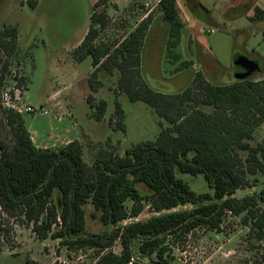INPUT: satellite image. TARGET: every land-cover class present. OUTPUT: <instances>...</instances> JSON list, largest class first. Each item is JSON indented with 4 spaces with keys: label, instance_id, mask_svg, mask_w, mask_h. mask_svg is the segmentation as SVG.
<instances>
[{
    "label": "trees",
    "instance_id": "obj_1",
    "mask_svg": "<svg viewBox=\"0 0 264 264\" xmlns=\"http://www.w3.org/2000/svg\"><path fill=\"white\" fill-rule=\"evenodd\" d=\"M108 1L95 3L89 31L73 51L77 61L92 59L91 92L86 98L92 116L100 122L107 111V102L95 98L103 87L100 72H118V87L130 101L147 103L168 126L155 141L133 145L123 155L114 153L109 144L88 164L79 140L62 148L37 147L23 115L5 107L0 98V129L10 138V143L0 139V208L10 217L23 216L42 240L51 237L69 248L95 249L94 264H141L135 257L137 249L143 256L155 255L154 264H169L163 247L168 236L199 226L220 230L227 211L243 215V224L264 242V188L242 199L234 197L238 190L256 187L257 176L264 175V139L253 143L255 130L264 122V79L215 84L196 72L180 92L157 91L142 73V50L153 16L142 19L120 40H107L101 32L109 25ZM254 10L255 18L264 20V12ZM158 11L169 28L167 60L178 62L182 56L175 50L184 23L177 0H161ZM18 41L16 26L0 28V93L14 75L15 64L19 65ZM14 79L17 90H27L28 76L14 75ZM111 123L126 131L118 100ZM180 174L203 175L211 192H194ZM129 199L133 201L130 210ZM145 202L159 215L119 225L140 216ZM187 205L193 209L164 213ZM88 207L93 208L91 217L104 226L102 234H84ZM117 241L120 253L111 251ZM261 260L264 263V253Z\"/></svg>",
    "mask_w": 264,
    "mask_h": 264
},
{
    "label": "rangeland",
    "instance_id": "obj_2",
    "mask_svg": "<svg viewBox=\"0 0 264 264\" xmlns=\"http://www.w3.org/2000/svg\"><path fill=\"white\" fill-rule=\"evenodd\" d=\"M36 1V6H33ZM117 1H108L106 12L109 25L101 32L102 38L111 41L128 35L145 19L148 10L145 8L148 0H137L125 6ZM200 1L211 10L218 24L196 21L191 16L196 21L195 27L192 22V28L184 31V40L175 50L182 56L178 62L167 60L163 53L165 30L160 24L158 7L150 14L153 16L151 29L147 34L146 50L142 53V73L148 85L159 92L174 94L185 89L196 72L203 73L207 80L215 84L231 83L236 79L231 69L239 66L236 54L258 61L260 71L251 78L255 81L264 79V21L255 25L243 16L227 22L214 7L215 0ZM96 2L0 0V28L16 26L19 30L21 53L16 59L19 65L17 67L15 64L13 74L29 78L28 88L23 91L17 90L14 75L8 77L0 98L8 97L24 111L28 107L40 109L38 114H22L35 145L62 148L69 141L80 140L88 164H92L98 150L108 149L109 144L114 146L111 149L114 153L123 155L133 145L155 141L162 129L168 126L167 121L147 103L130 101L128 95L118 87V72L113 75L100 72L103 87L95 98L107 102V111L103 121L93 118V110L86 101L91 92L88 78L93 69L92 59L87 57L77 61L73 50L91 24L90 17ZM185 11H180L184 26L190 23L183 14ZM193 27L194 36L191 33ZM211 30L212 33L209 32ZM205 44L213 51H209ZM182 62L192 64L183 69ZM6 93L8 96H5ZM116 100L124 111L126 131L115 129L111 123ZM255 135L259 137H255L254 144L264 139V122L255 130ZM0 139L10 143L6 130L0 129ZM179 177L198 194L211 192L203 175L180 174ZM257 177L256 187L238 190L234 197L242 199L259 193L264 188V175ZM140 189L144 192L142 186ZM132 205L133 201L127 200L129 210ZM192 209L193 206L187 205L164 213ZM92 211L93 208L88 207L84 234H102L105 228L98 219L91 217ZM158 215L150 203L145 202L138 220H128L119 225L147 221ZM242 220L243 215H230L224 219L225 226L220 230L199 226L189 233L168 236L163 247L169 264H264L261 260L264 242L256 239L251 227L243 224ZM111 251L120 253V241L113 245ZM138 251L135 257L141 264H154L157 261L155 255L143 256ZM97 253L89 247L69 248L61 239L49 237L42 240L23 216L10 217L0 208V264H27L28 261L34 264H94L98 259Z\"/></svg>",
    "mask_w": 264,
    "mask_h": 264
},
{
    "label": "crops",
    "instance_id": "obj_3",
    "mask_svg": "<svg viewBox=\"0 0 264 264\" xmlns=\"http://www.w3.org/2000/svg\"><path fill=\"white\" fill-rule=\"evenodd\" d=\"M134 1H137V0H118L117 2H118V4H121L122 6H125L126 4H128L130 2H134ZM140 1H144L145 2L147 0H140ZM177 3H178V6H179L181 12L186 10L185 11L186 13L184 12L183 14L186 17V21L190 22L189 25L185 24V26H184L181 42L184 40V37H185V34H184L185 32L184 31H186L189 28H192L193 25L195 27V23H196L197 20L198 21H204V22L210 23V24H218V22L216 21V18L213 15V13L211 12V10H209L207 8V6L204 5L200 0H177ZM214 7H216V9L218 10V13L227 22H233V21H235L238 18L243 17V16H246L247 18H249V20L252 23H254L255 25L264 21V20H258V19L255 18V10H254L256 7H258L264 12V0H215ZM118 9H120V8H118ZM160 15H161V13H160ZM191 16L194 17V19L196 21H194ZM160 21H162V22H160V24L163 26V29L165 30V35H164V39H163V47H164L163 53L167 54L166 41H167V35H168V29L169 28H168L167 23L163 20L162 15L160 17ZM192 22H193V25L191 24ZM194 27H193V29L191 31L193 36H194V30H195ZM89 28H90V26L86 29L81 42L83 41V39L85 38L86 34L88 33ZM209 32L212 33L213 31L211 30ZM147 38L148 37H146V39H145V45L143 47L142 53H143L144 50H146ZM81 42H80V44H81ZM205 45H207V48H209V51L210 50L213 51L212 48L208 44H205ZM205 45H204V48H206ZM147 53L149 54L148 51H147ZM165 56H167V55H165ZM237 56L238 55L236 54L235 58ZM243 57H245V56H243ZM245 58H247V57H245ZM247 59H251V58H247ZM231 70L234 71V74L237 72V69L235 67L232 68ZM257 137H259V136H257ZM32 139H33V137H32ZM69 142H71V141H69ZM69 142H67V144ZM37 147H39V148H47V147H40V146H37Z\"/></svg>",
    "mask_w": 264,
    "mask_h": 264
},
{
    "label": "built area",
    "instance_id": "obj_4",
    "mask_svg": "<svg viewBox=\"0 0 264 264\" xmlns=\"http://www.w3.org/2000/svg\"><path fill=\"white\" fill-rule=\"evenodd\" d=\"M111 1H114V0H111ZM160 2H161V0H153V1H148V2L145 3V8L148 9L147 10V14L145 15V18H147L153 12V10L156 7H159ZM5 96H8V94L6 93ZM2 100H3V104H4L5 107H7L9 109H12V110H14V111H16V112H18L20 114H23L24 112L31 113V114H38L39 112H41L40 109H37V108H34V107H28L26 109V111H24V109L22 107H20L17 102L9 101L8 97H3ZM43 113H48V111H45V112L43 111ZM226 213H227V216L233 215L232 211H227ZM137 218H130V219H127L126 221H128V220H138ZM126 221H124V222H126ZM126 225H128V224H126ZM224 226H225V222H223L221 224L220 228L222 229Z\"/></svg>",
    "mask_w": 264,
    "mask_h": 264
},
{
    "label": "water",
    "instance_id": "obj_5",
    "mask_svg": "<svg viewBox=\"0 0 264 264\" xmlns=\"http://www.w3.org/2000/svg\"><path fill=\"white\" fill-rule=\"evenodd\" d=\"M235 59L236 63L245 70L243 73L236 74V79H247L260 71L259 62L256 60H250L243 56H238Z\"/></svg>",
    "mask_w": 264,
    "mask_h": 264
},
{
    "label": "flooded vegetation",
    "instance_id": "obj_6",
    "mask_svg": "<svg viewBox=\"0 0 264 264\" xmlns=\"http://www.w3.org/2000/svg\"><path fill=\"white\" fill-rule=\"evenodd\" d=\"M240 69L239 70H237V72L235 73V75L236 74H239V73H243V72H245V70L242 68V67H239Z\"/></svg>",
    "mask_w": 264,
    "mask_h": 264
}]
</instances>
